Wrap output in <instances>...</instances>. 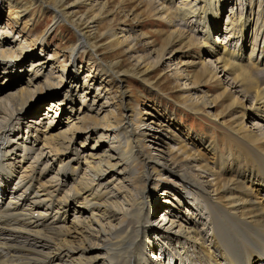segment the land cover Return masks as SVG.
<instances>
[{
  "label": "rangeland",
  "instance_id": "obj_1",
  "mask_svg": "<svg viewBox=\"0 0 264 264\" xmlns=\"http://www.w3.org/2000/svg\"><path fill=\"white\" fill-rule=\"evenodd\" d=\"M94 1L95 4H92L96 6L95 8L101 9L102 15L100 16H95V11L89 10L86 5L77 3V0H66L62 5L57 6L58 11L64 14L66 22L53 26L47 37L41 41L40 36L49 30L54 17L52 9L47 10L45 8L47 5H51V7L55 5L47 0H43L44 4H41L39 0H0V28H4V33H8L0 35V39L5 40L9 48L8 51H10L9 54L4 55L8 58V62L10 61L7 68L4 67L7 59L0 58V127L5 125L9 115H14L8 130L11 129L9 131L13 133H9L11 135L9 136L10 139L19 144L16 152L23 150L24 143L28 141L34 143L38 138L39 142H35L33 148L42 149L41 151L46 157L45 161L49 158L57 160V157L53 156L54 152H51L50 149H53L57 143L65 138H70L71 132H68V130L70 125L74 123L75 126L80 128V133H76L72 138L70 142L71 151L76 149L83 152L85 156L88 151L97 150L98 153L103 155L108 150L110 141L117 142L118 140V138L112 139L113 132L107 129H113L114 126L118 125L123 116L133 115V117H136L138 111L141 116L140 123L143 125V129L149 133L144 140V144L147 146L144 152L151 155L158 163L163 162L169 165L171 162L168 155L165 154L167 153L166 149L167 147H178L183 151V155L191 156L192 160L197 159L198 162L195 161V165L199 162H207V164L211 162V168L214 167L215 160H217L215 155L219 153L220 156L222 155L219 157L222 158L225 154L228 156L226 157L225 166L227 169L232 168V170L224 176L225 179L231 181L237 178L236 172H238V168L233 166L234 161L238 160L240 165L245 166L244 168L248 167L246 169L252 170L253 166L250 160L245 159L249 152L238 149L233 145L230 141V129H238L241 126L243 131H250L253 134L260 132L264 137L262 119L259 117L260 114L251 109V99H243L241 94L233 93L234 90H230L229 93L224 91L225 88L229 90L231 87L229 86L230 83L222 77V74L217 72L216 77L211 78L212 74L214 75L213 70L216 66L214 61L217 56L209 55L211 49L205 44L204 38L206 37L203 35L204 32H201V24H198L199 20L194 16L186 24L184 22L180 24L195 35L196 42L189 46L187 40L182 37L179 38L175 34L172 35L164 22L153 17L145 0H138L134 3L127 0ZM174 1L180 4L183 0ZM219 1L220 6L213 9L214 15L218 13L217 16L209 14L210 28L216 29V31L211 29L207 41H211V43L220 47V52L224 47L231 50H238L242 47L244 48V59L252 49H258L261 45L260 49L263 48V56L259 58L258 52H256L255 57L260 59L261 63H264V43L261 42L264 28L260 33V26L264 22V16L262 15L264 0ZM192 2L197 3L196 0H192ZM79 20L83 21V26L79 27L82 31H86V25L92 27V32L87 33V37L90 39V44L95 47L96 52L88 50L85 53H77L74 56L75 63L71 66L69 63L73 56L71 48L78 41V36L71 24ZM239 20L240 23L237 24ZM190 26L194 28L190 29ZM109 30L117 32L127 30L131 35L137 37L133 51L128 53L122 45L115 46L114 43H107L109 39L106 34L109 33ZM20 41L23 43V48L28 51L29 57L21 58L22 55L17 50ZM169 41L170 45L167 48L165 45ZM164 47L167 48L166 55L157 68L152 71H146V68L142 65L138 68L135 67L130 58L134 55L139 56L149 53V60L155 61ZM30 57L32 58L29 59ZM37 60L48 61L43 67L42 74L49 76V80L39 79L33 84V87L28 88L26 81L32 74L29 72L30 65ZM201 63L206 64V73H203L204 68H202ZM104 65L110 67L113 74L103 76L101 71ZM74 72H78L76 82L80 88L71 96L65 97L68 82ZM84 82L86 86L83 85ZM94 94L100 95L101 100L93 98ZM188 94L192 96L191 100L194 103L188 100ZM81 95H84L82 98H86L83 105L79 98ZM26 100L28 102L24 109L16 113L19 105ZM52 101L59 103L58 108L54 109V113H57L55 117L54 113H47L46 111L47 106ZM90 104H93L94 110L88 112ZM204 104L206 105L204 106ZM78 110L81 112L80 116L85 114L93 117V119L87 118L86 122L79 123L76 121ZM38 119L41 122V125L37 126L39 127L38 132H28L27 124L30 125L31 122L34 123ZM47 121L53 122V124L51 130L44 132L48 125ZM126 124H128V120ZM98 126L107 131L94 132L93 128ZM258 127L261 130H258ZM44 135L45 139H48L47 141L44 140ZM99 135L106 136V141H99ZM242 142L245 143L244 140ZM15 143L13 146L16 145ZM113 145H116V143ZM253 148L251 147L252 150ZM16 155L17 153L13 158H16ZM187 162L188 160H185L177 165L172 161L170 168L172 167L174 172H185L193 180H196L193 169L182 164ZM57 165L58 161L52 172L47 174L46 182L55 176ZM93 165L97 173L106 170L105 160L95 159ZM71 167H76V164L71 165ZM79 167L75 182L67 180V185L61 196L65 193L71 195L74 190L80 191L83 188L84 178L94 180V189L98 187L95 184L99 183L100 189L104 188L106 192L108 191L106 202L102 201L100 203H103L104 207L109 210L104 212L102 209L99 211L93 209L98 219L97 225L103 227L107 232L121 229L118 226L122 222L120 216L115 215L114 220L108 217L109 215L107 216L110 211L114 213L119 209L125 210L127 208L126 199L124 201L123 196L116 191L115 187L126 186L132 196H135V191H133L128 181L123 179L122 175L109 172L108 177L109 180H112V184L106 185L99 180L93 170L85 166L83 160ZM155 168L157 172H160L161 168ZM135 172V175H142V166L137 167ZM151 172V168H149L148 173ZM60 174H63V170H60ZM162 174L163 180L160 181V184L153 187V190H146L149 203L146 217L147 225L143 229L144 238L139 242H144L146 246L145 251L148 257V262H146L150 264L155 260L162 264L163 261L164 264H167V261H171V264H179L181 259L180 261L187 264H200L199 261L195 260V256L198 252H201L199 247L196 248V245L191 247V244L185 243L183 235L177 237L179 231L178 228H175V224L186 218V216L190 217V214H186L188 212L194 216L190 228H195V226L196 228H203L200 224L204 223V219L197 215L194 210L191 212L188 208L186 209L188 204H192V199L190 200L184 194L182 187L186 185L180 178L166 170H163ZM64 177H73L71 170H68ZM64 177L60 179L62 180ZM200 181L202 185H205L206 180ZM244 186H247V184H244ZM136 188L140 191L143 189L141 180L136 183ZM190 193L192 192L190 191ZM257 193L254 192L253 196L256 195L257 200H259L262 194ZM16 195L17 192L15 195L9 192L7 199H13L9 197ZM216 195H212V197H220L222 194L217 192ZM56 196L54 195L53 198H56ZM80 200L81 204L79 205ZM127 200L131 201L133 199ZM219 202L225 205L222 201ZM23 204L33 210L34 204L31 200ZM72 207L83 212V214L85 213L83 215L85 218H83L86 226L95 229V231L99 230L96 223L92 221L91 210L85 209L86 205H82V197L76 198L72 202ZM39 209L35 211L39 212L45 208L41 207ZM72 212L67 213L69 221L66 226L68 227L72 226ZM174 212L178 215L172 217ZM41 213L45 214L43 211ZM203 215L205 218V214ZM32 217L31 215L29 220L35 224L38 221L37 226L40 229L49 228V232L54 230L51 227L43 226L37 217L35 219ZM172 223L174 224L171 225ZM23 225L25 226L23 227ZM15 227L17 228L14 229L16 231L18 227L24 230L18 232V238L20 237L22 242L27 238L30 239L28 242L31 241L30 236L35 234V231L29 230L31 227L27 226L25 220L16 223ZM204 229L206 231L202 233V238L205 239L204 247L209 249L206 246L210 245L209 240L211 238L207 237L208 227L204 226ZM14 230L11 233L13 236L15 235ZM194 234L197 235V233ZM57 239L73 240L72 246L86 248V250L82 253L69 251V255L75 257L73 263H69L67 259H62L60 261L55 260L54 264H107V250L101 244L105 240L100 234L97 233L96 238L85 236L81 238L79 235L72 233L68 239L59 237ZM42 241L44 242V240ZM48 247L51 249L50 246ZM148 249L149 252H147ZM211 251L214 252L213 249ZM175 252H178L177 254L180 256L176 255ZM157 253L165 254L162 262L158 259L161 256L158 257ZM16 254L19 256V253L16 252ZM22 255L24 254L22 253ZM47 260L50 263L52 259L49 257ZM218 262L226 264L221 259Z\"/></svg>",
  "mask_w": 264,
  "mask_h": 264
},
{
  "label": "bare ground",
  "instance_id": "obj_2",
  "mask_svg": "<svg viewBox=\"0 0 264 264\" xmlns=\"http://www.w3.org/2000/svg\"><path fill=\"white\" fill-rule=\"evenodd\" d=\"M39 1L41 4H44L43 0ZM47 1L55 5L54 7L47 5L45 8L47 10L52 9L51 11L54 17L49 30L45 31V33L40 36L39 39L41 41L47 37L53 26L61 22H66L64 14L57 9V6L60 4L62 5L66 0ZM127 1L134 3L138 0ZM145 1L146 5L151 9L150 12L153 17L164 22L172 35L175 34L179 38L182 37L187 40L189 46H192L194 42H196L195 35L180 24L181 22L186 24V22L194 16L199 20L198 24H201V32H204L203 35L206 37L204 38L206 41L205 44L211 49V54L209 55L217 56L214 61L216 66L213 70L215 76L212 74L211 78H215L217 72L222 74V77L225 78V81L230 83L229 86L231 87L229 90L225 88L224 91H228L229 93L230 90H234L233 93L241 94L243 99H251V109L255 113L260 114L259 117L262 119L261 123L264 125V63H261L260 59L255 57L256 52H258L259 58L263 56V48L260 49L261 45H259L258 49H252L246 59H244V48L242 47L238 50H231L230 48L227 49L224 47L222 52H220V47L211 43V41H207L211 29L212 31H216V29L210 28L209 14L211 13L213 16H217L218 13L214 15L213 9L220 6V1L196 0L197 3H195L192 2V0H183L180 4H177L174 0ZM77 3L86 5L89 10L95 11V16L102 15L101 9L95 8L96 6L92 4H95L94 0H77ZM262 15L264 16V11ZM238 23H240V20L237 24ZM71 25L70 26L78 36V41L74 47L71 48L73 56L69 63L73 66L75 63L74 56L77 53H85L88 50L96 52V49L90 44V39L87 37V33L92 32V27L86 25L85 32L79 29V27L83 26L82 20ZM263 26L264 22L260 26V33L264 28ZM192 28L194 27L190 26V29ZM126 31L127 30H121L117 32L109 30V33L106 34L109 39L107 43H114L115 46L122 45L128 53L132 52L137 37H134ZM5 34L8 33H4V28H0V35ZM21 42L22 41H20L21 45L19 44V46H17V50L21 53V58H25L28 56V51L23 48V43ZM261 42L264 43V33ZM169 45L170 41L166 43L165 46L168 48ZM166 47L163 48L155 61L149 60V53L139 56L134 55V57L131 56L130 58L134 62L135 67L138 68L142 65L146 68V71H152L156 69L158 64L164 59L167 52ZM8 50L9 48L5 40L0 39V58L7 59L4 65L5 68L10 65V61L8 62V58L4 56L10 53ZM31 58L32 57L29 59ZM47 62L37 60L30 65L31 69L29 72L32 74H30L26 81V86L28 88L33 87V84L39 79H44L45 81L49 80V76L42 74L43 67ZM201 64L202 68H204L203 73H206V64ZM102 68L103 70L101 72L103 76L113 74L110 67L104 65ZM77 74L78 72H74V75L70 77L65 97L71 96L72 93H76L80 88L76 82ZM83 85L86 86L85 82ZM57 95L58 93L56 96ZM83 96L84 95L79 96L82 105L85 104L86 100V98H82ZM191 97L190 94L187 95L188 100L194 103ZM93 98H99V100H101L100 95L97 94H94ZM27 102L26 100L21 103L16 113L21 112L27 105ZM205 105L206 104H204V106ZM58 106L59 103L52 101L47 106V113H54V109H57ZM93 110V104H90L88 106V112ZM77 113L76 121L79 123L86 122L85 120L87 118L93 119V117H89L85 114L80 116L81 112L79 110ZM56 115L57 113L55 112L54 117ZM13 116L14 115H9L8 121H6L3 127H0V264H43L49 257L52 259L51 262L48 263L49 261L47 260L45 264H54L55 260L60 261L62 259H67L69 263H73L75 257H71L69 251L82 253L86 248L72 246L73 240L57 239V237L68 239L71 237L72 233L79 235L81 238L82 236L96 238L97 233L100 234L103 240H105L101 242V244L104 245V248L107 250V264H147L148 257L145 251L146 246L144 242L139 243L140 240L144 238L143 229L147 225L146 217L149 203L146 190H153V187L160 184V181L163 180V170L179 177L186 185L182 187V190L190 200L192 199V204H188L186 209L188 208L191 212L194 210L197 215H200V217L204 219V223L200 224L203 228H196V226L195 228H190L189 226L194 216L192 213L188 212L186 214H190V217L186 216L183 220L181 219L182 222L180 220L175 224V228H178L179 231L177 237L183 235V241L185 243L191 244V247H193V245L194 247L196 245V248L199 247L201 252H198V254L196 253L197 256H195V260L199 261L200 264H220L218 262L219 259L223 260L226 264H264V137H262L263 135H261L260 132H255L253 134L250 131H243L241 126H239L238 129H230V141H232L236 148L249 152V155L245 159L248 158L253 166L252 170L246 169L248 167L244 168L245 166L240 165V161H234L233 166L234 168H238V172H236L237 178L232 181L225 179L224 176L232 170V168L227 169L225 166L226 157H228L225 154L222 158H220L222 155L220 156L219 153L215 155L217 160H215L214 167L211 168V162H208V164L207 162H199L195 165L196 158L192 160L191 156L183 155V151L178 147H167V153L165 154L168 155L171 163L173 161V163H177L178 165L179 162L188 160L187 163L182 164L193 169L196 174V180H193L185 174V172H174L172 167L170 168L171 163H169V165L163 162L158 163L151 155L144 152V150L147 149L144 140L149 133L143 129V125L140 123L141 116L138 111L136 112V117H133V115L123 116L124 118L122 117V121L118 125L114 126L113 129H107L113 132L111 138H118V140L116 139L117 142L111 140L110 144H108V150L103 155L98 153L97 150L88 151V153H85V156L83 152L76 149L71 151L70 142L76 133H80V128L73 123L68 130V132H71L70 138H65L63 141L57 143L53 149L48 148L51 152H54L53 156L57 157V160L49 158L46 161V157H44L45 155H43L41 151L42 149L33 148L35 142H39V140H37L38 138H36L34 143L27 140L28 142L23 144V150L17 152V160L14 161L16 158L13 157L16 154L15 152L19 144L12 141L9 137L11 136L10 134H13L9 131L11 129L8 130L9 126L12 124L10 121ZM127 120L128 124H126ZM47 124L44 132L51 130L53 122L50 123L47 121ZM38 125H41L39 119L34 121V123L31 122L30 125L27 124L28 132H38ZM102 129L103 128L98 126L94 127L93 131H107L106 129ZM258 130H261V128L258 127ZM43 138L46 141L48 140L47 138L45 139V135ZM98 139L101 142H105L107 138L106 136L104 137V135H99ZM242 140H244L245 143H243ZM14 143L16 144L15 146H13ZM114 143H116V145H113ZM251 147H254L253 150ZM82 154L84 157L81 156ZM95 159L105 160V171H101L100 173L96 172L93 167V161ZM82 160L85 166L93 170L96 176L99 177V180L103 181L106 185L112 184V180H109L108 174L109 172H113V174L122 175L123 179H126L133 191H135V196H132L126 186L115 187L116 191L123 196L124 201L126 199L127 208L125 210L119 209L114 213L110 211V214L108 213L107 216L109 215L108 217L113 220L115 219V215L120 216L122 222L119 223L118 226H120L121 229L107 232L103 227L97 225L98 219L93 209L98 211L102 209L104 212L109 210L104 207L103 203H100L102 201L106 202L108 191L106 192L104 188L100 189L101 186H99V183L95 184L98 187L95 186L96 188L94 189V180L84 178L83 188L80 191L74 190L71 195L65 193L61 196L62 191L67 185V180L75 182L76 172L80 168L79 165ZM57 161L58 165L54 174L55 176L46 182L45 178L47 174L52 172ZM73 163L76 164V167H71V165H75ZM139 164L143 168L142 175H135L137 167L140 166ZM155 167L161 168L160 172H157ZM149 168H151V173H148ZM60 170H63V174H60ZM68 170H71V175H73V177H64ZM62 177H64V179L61 180L60 178ZM203 179L206 180L205 185H202L200 181ZM140 180L143 183V189L141 191L136 188V183ZM244 184H247V186H244ZM10 189L14 190L13 192L21 190L19 191L20 195H18L17 199H8L6 202L5 200L7 199ZM190 191L192 193H190ZM217 192L222 195L213 198L212 195L215 196ZM254 192L262 194L260 197L261 199L257 200L256 195L255 197L253 196ZM176 193L178 192L176 191ZM54 195H57L56 198H53ZM78 197H82V205H86L85 209L91 210L90 216L92 221L99 227L98 231L84 224L85 217L83 215H85V213L83 214V212L76 210L74 207L71 208L72 202ZM130 198L133 200H127ZM28 200H31L34 204L33 210H30V207H25L23 204ZM219 201H222L225 205L221 204ZM78 203L80 205L81 200ZM175 206L177 205L175 204ZM41 207L45 209L39 211ZM36 209H39L38 211L40 213L36 211L37 214L34 217L33 214ZM42 211L45 212V214L41 213ZM71 211H73L72 226L68 227L66 226L69 221L67 213ZM203 214H205V218ZM31 215L34 219L37 217L40 222H42L43 226L51 227L54 230H50L49 232V228L40 229V227L37 226V224H39L37 221L38 219L35 220L37 221L36 224L31 223V220H29ZM175 215L178 214L174 212L172 217ZM23 220H25L27 226L31 227L29 230L32 229L35 231V234L30 236L31 241L34 242H32L33 244L31 241L28 242V240H30L28 238L23 242L20 240V237L18 238V232L24 231L23 228L20 229L18 227L17 231L14 230L17 229L15 227L16 223L22 222ZM173 224L174 223L171 225ZM24 226L25 225H23V227ZM204 226L208 227L209 232H207V237L211 238H209L211 240H209L210 245L206 246L209 249H205V239L202 238V233L206 232ZM13 230L15 231L14 236L11 235ZM193 233H197V235H193ZM42 240H44V242ZM148 244L150 245V242ZM48 246H50L51 249H49ZM212 249L214 252L211 251ZM16 252L19 253V256ZM147 252H149V249ZM169 253L172 254L170 251ZM177 253L176 255L180 256ZM151 259L153 260V258ZM186 259L188 260V258ZM180 260L179 264L180 262H182V264H187ZM256 261L257 263H255ZM150 264L162 263L154 260ZM167 264H169V262Z\"/></svg>",
  "mask_w": 264,
  "mask_h": 264
}]
</instances>
